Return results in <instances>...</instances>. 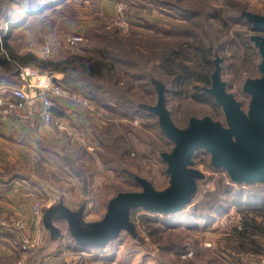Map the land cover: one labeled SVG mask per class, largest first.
I'll return each instance as SVG.
<instances>
[{"label": "rangeland", "instance_id": "374dc122", "mask_svg": "<svg viewBox=\"0 0 264 264\" xmlns=\"http://www.w3.org/2000/svg\"><path fill=\"white\" fill-rule=\"evenodd\" d=\"M26 1L0 0V11L8 9V12H12V9H16L20 15L19 20L23 19L21 4L24 5ZM39 3H51V6H43L45 8L39 11L40 14L25 17L9 41L19 54L31 53L44 60L61 61L79 54L92 56L97 49L109 48L108 43L111 42L113 49L129 54L135 66L128 67L121 59L113 74L117 79L116 89L123 91L120 92L121 95L130 100L125 102L123 108L111 102L95 104L86 96L70 91L62 85L67 74L51 70V75L58 79L64 89L78 99L90 102L91 111L80 103L62 99L72 105L74 110H82L81 113L89 117L91 122L84 119L79 126L82 130H79L76 137L69 130L72 127L67 121H64V128L53 129L52 138L59 142L64 140L67 144L66 147L62 146L67 149H64L63 154L75 157L79 154L76 152L78 148L86 151V154H79L76 176L67 174L68 172L65 177L59 176L52 169L51 180L45 185L49 197L37 199L45 203V210L59 201L71 210L84 205V221H98L105 214L108 200L118 192L140 190L138 186L131 184L127 172L145 178L157 191L167 188L169 179L160 154L170 152L171 145L157 136L153 126L157 121L155 117L147 119L143 118L142 112L129 111L138 103H156V93L150 79L164 86L165 105L177 127H186L192 116H208L216 121H224L219 106L196 102L192 98L193 85L188 87L190 91L186 95L182 94L180 88L173 86L174 71L164 68L162 64V58L170 51L183 48L186 52L183 66L187 67L191 64L190 57L194 47H209L212 51L210 72L214 71V60L218 56L220 76L226 83V91L241 103L242 109H247L249 97L242 92V86L247 78L259 77L257 67L260 56L255 49L253 52H246L247 59H244V50L241 51L234 40L238 36L249 39L253 34L249 29L250 25L238 17L244 11L264 15V0H43ZM120 3H123V7L118 12ZM213 15L219 16L222 22ZM3 25V18L0 17V27ZM72 35H80L82 39L78 44L69 46L67 39ZM46 44L53 49L50 58H42L41 48ZM117 56L124 57L122 54ZM132 74L136 77H132ZM15 80L11 78L6 81L0 77V91L6 90V85ZM208 87L209 84H200L198 89ZM110 107L116 110L112 111ZM57 109H61L58 104L55 113ZM128 112L132 116L130 119ZM0 114L15 115L1 111ZM56 116L59 117L58 114ZM128 126L144 145L136 148L130 145L126 136ZM86 129H90L88 134L85 133ZM93 129H97L98 141ZM59 135L61 138L56 137ZM73 143L75 146L72 147ZM101 154L105 162L100 159ZM193 162V167L201 171L205 179L199 182L191 204L180 213L168 215L139 211L132 218L138 235L137 241L128 233L122 232L105 249L95 250L90 247L79 251L72 246L74 241L69 235L67 224L56 220L53 224L58 229L59 236L55 240H49L48 233L42 226L45 243L31 255L30 264H40L43 256L57 257L62 253L76 257L73 262L77 261L78 264H110V261L114 264H233L236 259L238 264H264V236L256 237L257 250L248 241L245 250L238 249L241 242L233 235V229L238 227L242 214L230 205L227 196H220L218 193V189L225 183L240 191L243 198L253 200L254 191L264 194V185L238 186L230 183L225 171H214L208 167L209 155L201 149L195 152ZM60 171L62 175L63 172ZM216 206H223L222 215L214 214L213 208ZM246 212L243 214L255 216L260 222L264 221L260 213ZM178 214L196 219V224L172 228L164 224ZM204 215L211 216L206 223L202 219ZM9 217L22 220L28 226L21 217ZM6 229L19 239L12 227ZM185 253L187 254L184 255Z\"/></svg>", "mask_w": 264, "mask_h": 264}, {"label": "water", "instance_id": "95a60500", "mask_svg": "<svg viewBox=\"0 0 264 264\" xmlns=\"http://www.w3.org/2000/svg\"><path fill=\"white\" fill-rule=\"evenodd\" d=\"M243 16L251 24L250 40L260 56V76L245 80L242 86V92L249 97L247 109H242L241 103L226 91L219 58L214 61L211 85L204 91L221 107L224 123L209 117H191L185 128H178L160 90L156 104L148 110L157 116L163 134L173 143L170 152L161 154L169 179L167 188L157 191L149 181L136 177L141 191L120 192L110 198L105 214L95 222L84 221V205L71 210L59 201L48 207L42 217L49 240L59 236L53 223L62 220L77 245L103 248L122 232L136 238L135 226L130 221L133 209L158 214L180 213L191 202L197 180L205 178L193 167L192 157L200 149L209 155L213 168L225 171L233 183H264V15L244 12Z\"/></svg>", "mask_w": 264, "mask_h": 264}, {"label": "trees", "instance_id": "16d2710c", "mask_svg": "<svg viewBox=\"0 0 264 264\" xmlns=\"http://www.w3.org/2000/svg\"><path fill=\"white\" fill-rule=\"evenodd\" d=\"M42 1L43 0H27L24 5L21 4V7H22L21 11H23L24 18L30 15L40 14L39 11L45 8L43 6H47V7L51 6L50 5L51 3L50 4L45 3V4L40 5L41 3L39 2H42ZM11 11L12 12H8V9L0 11V17L3 18V23H4V25L0 27V70H1L0 77L1 78L8 79V80L13 78L14 80L15 77L17 76V72L20 66L32 65L36 67L47 68V69H50L56 72H65L67 74V78L63 81L62 85L68 88L72 92L79 93V94L86 96L88 100L90 101L92 100L94 103L96 102L102 105L103 102H107V103L111 102V103L118 104L120 108H123L126 101L130 102L128 98H124V95H121L120 92H123V91H118L116 89L115 85H116L117 79L113 77V74H115L116 72V64L119 63L121 59H123V62H125L126 66L130 68L135 67L129 57V54L121 53V51L113 49L114 46H112L111 42H109L108 44L112 48L102 47L94 51V54L92 56H86V55L79 54V55H73L61 61L44 60V59L34 56L31 53L19 54L13 49L11 42L9 41L15 29L19 27V25L24 20V18L19 20L20 15L16 11V9L15 10L12 9ZM244 12L240 13L238 19L244 20L245 22H247V24L250 25L249 27L250 31H252L251 24L243 16ZM213 17H215L220 23L222 22L220 21L219 16L213 15ZM250 36H249V39L246 37H242V36L235 37L236 41L234 40L235 38L233 39L235 44L240 47L241 51L244 50V54H243L244 59H247L246 52H253L256 49L252 41L250 40ZM193 50L194 52L192 54V57H190L193 59V61L192 59H190L191 64L188 65L189 67L183 66L184 60L186 58V52L183 48H179V50H175V51H170L169 53L164 55V58H162V64L164 68L174 71L173 86L180 88L183 95H186L188 93V90L190 91V88L188 89V87L193 85L191 86V89L194 90V92L192 93V98L196 102H202L205 104L208 103V104H213L214 106L216 105L219 106L218 104L215 103L214 99L204 91V88L202 90L198 89V86L200 84H209V87L211 85L210 76L212 73L210 72L209 67L211 65L210 56L212 54V51L209 47L207 48L194 47ZM120 54L124 55V57L117 56ZM216 58H218V56H216L215 59ZM219 64H220V59H219ZM137 70L140 71L141 69H137ZM257 70H258V67H257ZM258 73H259V70H258ZM125 74L127 73L125 72ZM131 76L134 77L135 75L132 74ZM247 79H254V78H247ZM150 84L154 87L153 89L156 93V102H157L158 92L160 90H163V94L165 98V88L161 83L155 81L154 79H150ZM150 106H153V105L138 103V104H135L134 109L131 108L129 109V111H132L134 113L142 112L144 114L143 118H147V119H151L152 117H155L157 121L153 123V126L155 127V130L157 132V136L160 139L165 140L167 144L171 145V149H172L173 143L163 134L159 126L157 116H155L148 110V107ZM110 109L112 111L116 110L115 108H111V107ZM128 118L129 119L132 118V116L129 115V112H128ZM223 118H224V115H223ZM198 119H203V118H198ZM222 123H224V121ZM143 125H146V124H143ZM107 131L108 129H106V133ZM94 134H96L97 141H98L99 134L97 133V129L94 130ZM126 136L132 147L136 148V146L139 147L143 144L142 142L138 140L139 136H137V134L133 131L131 127L128 128V131L126 132ZM82 149L84 150V148ZM81 152H82L81 153L82 156L86 154L85 153L86 151H81ZM79 154L76 155L75 157L63 154L60 157L61 158L60 165L65 170V172H68L67 174L76 176L75 175V171H77L76 162L77 160H79V157H80ZM161 154H160V159H161V162L164 163L161 158ZM89 158H90V155H89ZM193 158H194V155L192 157V161H193ZM100 159L105 162L104 156H102V154L100 155ZM193 165H194V162H193ZM208 167H210L214 171H218L217 169L213 168V166L211 165L210 158H209ZM127 177L129 178V181L131 182V184H133L134 186H138L140 188L139 191H141V186L136 181V177H139V176L134 175L130 172H127ZM139 178H142V177H139ZM142 179H145V178H142ZM202 181L203 180H197L196 182L197 188L192 197V200L194 199L197 193L199 182H202ZM229 182L233 183L230 179H229ZM243 184L244 183H240L237 185L239 186ZM254 184L264 185V183H260V182H255L253 183V185ZM244 185H252V184H244ZM234 190L235 189L232 186L224 183L221 186V188L218 189V193L220 196H227V198L229 199V202L231 203L230 205L234 207L238 213L242 214V217L240 218L239 223H238V227H235L233 229V235H235V237H237L241 242L238 244V249L245 250L246 249L245 246L248 241V244L253 246V248L257 250L258 245L256 244L255 239L256 237H258V235L259 237L264 236V221L260 222L258 221L257 217L255 216L248 217L247 215H244L243 213L246 211L253 212L255 214L260 213L259 215H261L262 217L261 219L264 220V194H262L261 191H254L255 193H253V197L255 198L252 200V198H247V199L243 198L242 193L240 191H236V190L234 191ZM133 192H138V191H133ZM191 202L189 204H191ZM189 204H187V206ZM213 210H214V214L216 215H222L224 212L223 206H216L215 208H213ZM139 211L146 212L141 208L131 210V213H130L131 222H132L133 216L137 214ZM164 215H168V214H164ZM204 216L205 217H203L202 219L206 223L207 222L206 220L210 219L211 216L210 215H204ZM195 220L196 219H192L190 217H185V216L183 217V215L178 214L177 216L174 217V219L166 220L164 224L168 225V227H171V228L174 226H189V225L194 226V224H196ZM137 236L133 240L137 241L138 240ZM113 241L109 242L108 244L112 243ZM40 252L43 253L42 251ZM40 252L38 253L39 255H40ZM186 254L187 253H185L184 255ZM237 260L238 259H236V261ZM236 261L232 263L238 264V262Z\"/></svg>", "mask_w": 264, "mask_h": 264}, {"label": "crops", "instance_id": "0c3cea01", "mask_svg": "<svg viewBox=\"0 0 264 264\" xmlns=\"http://www.w3.org/2000/svg\"><path fill=\"white\" fill-rule=\"evenodd\" d=\"M4 80L8 81V79ZM57 104L61 108L59 111L57 109L58 116L71 125L72 128L69 130H72L73 136L76 137L79 130H82L79 127L82 121L84 119L86 122L90 121L89 117L81 113L82 110H74V107L65 100L59 99ZM25 116V114L22 116L0 114V216L21 217L28 223L29 233H33L37 225L32 217L31 206L35 200L49 197L45 185L51 180L52 169L56 170L59 176H66L65 170L60 165V157L63 151L67 150L62 146L66 147L67 144L64 140L59 142L52 138L53 129L57 128L54 122H44L39 116ZM87 129L86 134L90 130ZM56 137L61 138V135ZM80 150L78 148L76 152L82 153ZM72 152L75 154V151ZM58 169L62 170V175ZM54 174L57 177L56 173ZM72 246L79 251L90 248L81 247L75 241ZM19 251L20 240L8 229L0 226V264H14ZM46 259L48 257L43 256L40 264H44ZM73 260H76V257L67 255L62 264H78ZM55 263L60 264L57 259ZM109 263L114 264L112 261ZM27 264H30V258Z\"/></svg>", "mask_w": 264, "mask_h": 264}, {"label": "built area", "instance_id": "2783aa9c", "mask_svg": "<svg viewBox=\"0 0 264 264\" xmlns=\"http://www.w3.org/2000/svg\"><path fill=\"white\" fill-rule=\"evenodd\" d=\"M123 3L118 5V12L121 11ZM81 39L80 35H72L68 37L67 43L69 46L76 45ZM41 52L42 58H50L53 52L52 46L44 45ZM51 72L47 68L20 66L17 79L7 84L6 90L0 91V108L2 109L0 111L4 114L12 113L17 116H22V114L30 117L39 116L44 122H54L59 129L64 128L65 125V122L57 117L55 113L59 99H68L73 103H80L91 111L90 102L80 100L76 95L64 89L59 84L58 79L51 75ZM45 208V203L39 200H36L31 206L32 217L37 225L33 233H29L28 226L24 221L0 216V225L5 228L12 227L20 240L19 256L15 259L14 264H27V260L36 252V249L44 245L45 234L42 229V217ZM65 257V253L57 257H48L44 264H58L55 263L56 259L62 264Z\"/></svg>", "mask_w": 264, "mask_h": 264}]
</instances>
